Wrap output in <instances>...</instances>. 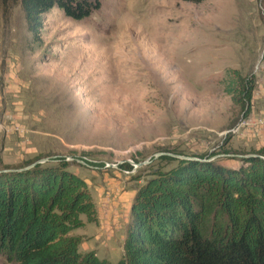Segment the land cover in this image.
I'll return each mask as SVG.
<instances>
[{
	"label": "rangeland",
	"instance_id": "rangeland-1",
	"mask_svg": "<svg viewBox=\"0 0 264 264\" xmlns=\"http://www.w3.org/2000/svg\"><path fill=\"white\" fill-rule=\"evenodd\" d=\"M263 47L264 0H101L79 20L53 7L37 36L20 0H0V168L81 159L70 168L97 220L73 230L78 249L116 262L135 189L175 163L159 152L237 165L264 145ZM232 67L255 75L246 117L224 89ZM0 264L13 263L0 253Z\"/></svg>",
	"mask_w": 264,
	"mask_h": 264
},
{
	"label": "trees",
	"instance_id": "trees-1",
	"mask_svg": "<svg viewBox=\"0 0 264 264\" xmlns=\"http://www.w3.org/2000/svg\"><path fill=\"white\" fill-rule=\"evenodd\" d=\"M201 1V0H190ZM27 26L38 35L41 15L53 7L79 20L101 0H20ZM264 56V47H263ZM224 89L246 117L253 73L227 68ZM214 152L161 153L175 163L157 167L131 199L123 252L116 262L80 251L74 229L97 220L85 179L70 168L75 155L38 157L0 168V253L13 264H264V145L238 155V164ZM83 158V157H81ZM85 162L98 167L103 161ZM121 169L132 164L122 161Z\"/></svg>",
	"mask_w": 264,
	"mask_h": 264
},
{
	"label": "water",
	"instance_id": "water-1",
	"mask_svg": "<svg viewBox=\"0 0 264 264\" xmlns=\"http://www.w3.org/2000/svg\"><path fill=\"white\" fill-rule=\"evenodd\" d=\"M160 154L161 153H168V154H171V155H175V156H178V157H188L187 155H182V154H175V153H171V152H168V151H162V152H159ZM48 159V157H44V158H41V159H37L35 162L27 165V166H32L34 165L36 162H44ZM80 161H82L81 159H79ZM84 162V161H83ZM142 162H138V164H141ZM110 165H114L113 163H111Z\"/></svg>",
	"mask_w": 264,
	"mask_h": 264
},
{
	"label": "crops",
	"instance_id": "crops-1",
	"mask_svg": "<svg viewBox=\"0 0 264 264\" xmlns=\"http://www.w3.org/2000/svg\"><path fill=\"white\" fill-rule=\"evenodd\" d=\"M127 215L129 216V208H128V212H127ZM84 226V225H83ZM77 229V228H76ZM75 230V229H74ZM100 245V244H99ZM94 247H96V245H87L86 246V249L89 250V249H94ZM98 249V253H99V256H106V253L104 251H102L101 249H99L98 247H96ZM85 249V248H83ZM108 257V256H106Z\"/></svg>",
	"mask_w": 264,
	"mask_h": 264
},
{
	"label": "built area",
	"instance_id": "built-area-1",
	"mask_svg": "<svg viewBox=\"0 0 264 264\" xmlns=\"http://www.w3.org/2000/svg\"><path fill=\"white\" fill-rule=\"evenodd\" d=\"M111 163L107 164V166H109ZM114 165L112 166H116V163H113ZM126 170V169H125ZM126 171H129V170H126Z\"/></svg>",
	"mask_w": 264,
	"mask_h": 264
}]
</instances>
